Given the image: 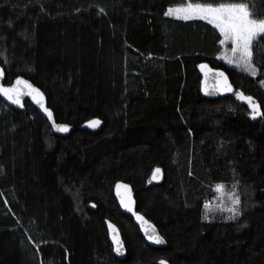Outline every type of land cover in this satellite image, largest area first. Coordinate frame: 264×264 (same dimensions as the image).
Listing matches in <instances>:
<instances>
[{"label":"trees","instance_id":"trees-1","mask_svg":"<svg viewBox=\"0 0 264 264\" xmlns=\"http://www.w3.org/2000/svg\"><path fill=\"white\" fill-rule=\"evenodd\" d=\"M241 2L264 18V0H0L5 83L28 78L73 127L61 135L29 100L19 109L0 96V264H264V115L239 98L264 113V34L251 45L253 76L220 59L213 23L167 14ZM202 62L226 70L232 95L201 93ZM94 117L99 130L81 127ZM119 180L165 247L121 210ZM218 184L239 197L235 219L216 205ZM105 219L122 232L124 259Z\"/></svg>","mask_w":264,"mask_h":264},{"label":"water","instance_id":"water-1","mask_svg":"<svg viewBox=\"0 0 264 264\" xmlns=\"http://www.w3.org/2000/svg\"><path fill=\"white\" fill-rule=\"evenodd\" d=\"M201 65H206V67H201ZM199 71L202 76L200 88H201V93L204 96L209 98H220V97L230 96L234 93L235 85L233 84L229 74L226 72L225 69L213 67L208 62H202L199 65ZM221 72L224 73L225 76L227 77V81L231 85L232 91L226 92L221 90L222 81H221V77L219 76V73ZM18 78L22 81V83L19 85L16 83ZM5 80H6V72L0 62V86L15 87L18 88L21 93L20 104L14 103L13 100H9L6 96L0 93V96L5 102L16 108L24 109L25 102L29 100L35 107H37L44 114V116L49 120V122L51 123V125L53 126V128L56 130L57 133L61 135H68L71 132L73 128L71 125L65 123H57L55 119V113L53 109L49 107L47 95L41 87L34 84L31 80H29L24 76L16 77L13 83L11 84H6ZM23 82H27V83H23ZM29 85H31V87H29ZM34 89H39V92H35ZM45 108H47L51 112V116L48 115V112L44 111ZM92 120H99L100 121L99 125L95 128L91 127L88 122ZM58 125H67L68 130L60 131ZM102 125H103V120L99 117H94L92 119L85 121L81 127L92 131H97L102 127ZM159 169L161 170V172L159 174L158 179H153L154 171L152 173V180L156 183L160 182L163 178V171L161 168ZM114 195L119 203L121 210L124 213L133 217L134 222L139 227L142 236L150 246L165 247L167 245V240L160 232L158 226L152 220H150L144 213L138 210L137 199L133 193V188L130 183L125 182L123 180L117 181L114 185ZM122 199L125 202H128L129 200L131 201L129 207H125L124 203H122ZM90 207H92L93 209L96 208L95 204L93 203L90 204ZM139 217H142L143 219H140ZM105 223L107 225L109 239L112 243L114 254L119 259H124L127 255V248L120 228L116 223H114L110 219H105ZM157 234L159 237L162 238V242H156L155 240H150L148 238L149 235H157ZM118 248L119 251H117ZM162 261H166V264H169V262L165 259H161L159 261V264H161Z\"/></svg>","mask_w":264,"mask_h":264},{"label":"snow or ice","instance_id":"snow-or-ice-1","mask_svg":"<svg viewBox=\"0 0 264 264\" xmlns=\"http://www.w3.org/2000/svg\"><path fill=\"white\" fill-rule=\"evenodd\" d=\"M102 11V10H101ZM182 13L183 19H189L190 17H199L205 20H209L220 30V32L224 35L225 40H231L236 45L232 52L233 54L239 53L238 61H230L239 63L246 70L250 71L253 76L256 75L255 68L251 65V45L253 40L258 37L260 34H264V18L256 19L252 18L255 13H250L249 6L246 3H220V4H192L188 3L185 7L173 9L169 7L167 10L168 15H172L173 13ZM223 43V41H222ZM201 67H206V65H201ZM221 77V90L230 92L232 91L231 85L227 81V77L224 73H219ZM16 83L19 85L22 81L18 78ZM27 83V82H23ZM264 83V82H262ZM31 87V85H29ZM35 92H39V89H34ZM0 93L6 96L9 100H13L14 103L20 104V91L15 87H3L0 86ZM239 98L245 100L249 103L252 111L250 115L255 118L259 115H264L260 111V107L258 103L253 102V98L250 96H244L242 93L239 94ZM45 112H48V115L51 116V112L45 108ZM91 127L95 128L99 125V120H92L88 122ZM60 131H67V125H58ZM161 170L156 168L154 170L153 179H158ZM119 187V185H118ZM126 187V186H125ZM217 191L223 190L224 185L218 184ZM122 203H124L125 207H129L131 201L125 202L122 199ZM240 203L239 197L236 196L233 201V207L229 210L233 213L232 219H235L237 215H239V209L236 207ZM207 207V204H206ZM143 219L142 217H139ZM205 219L209 217L205 215ZM150 240H155L156 242H162V238L157 235H149ZM119 251V248L117 249ZM161 264H166V261H162Z\"/></svg>","mask_w":264,"mask_h":264},{"label":"rangeland","instance_id":"rangeland-1","mask_svg":"<svg viewBox=\"0 0 264 264\" xmlns=\"http://www.w3.org/2000/svg\"><path fill=\"white\" fill-rule=\"evenodd\" d=\"M187 4L188 3H186L184 5H181V6H175V7H172V8L173 9L182 8V7H185ZM171 16H174V17H177V18H182L183 14L174 12ZM190 18H199V17H190ZM223 46H224V49H223V52L220 55V59H222L223 61H225L226 63H228L230 65H233V66H236V67H239L241 69L246 70L239 63H236V62L230 63V61H238L239 60V53L233 54L232 49L236 45L231 40H225L224 35H223ZM251 53H252V49H251ZM250 62H251V65L255 68L254 62L252 60V55H251V61ZM246 71H248V70H246ZM248 72H250V71H248ZM263 85H264V83H263ZM236 196H238V195L233 191V189H228V188L223 187L222 192L218 191V197H217V200H216L217 207L220 210H224V211L230 213L231 215H233V213L229 209L233 207L232 201H233V199ZM208 203L210 204V202H208ZM238 206H239V204L236 205V207H238Z\"/></svg>","mask_w":264,"mask_h":264}]
</instances>
